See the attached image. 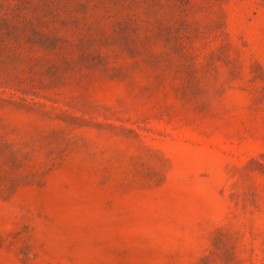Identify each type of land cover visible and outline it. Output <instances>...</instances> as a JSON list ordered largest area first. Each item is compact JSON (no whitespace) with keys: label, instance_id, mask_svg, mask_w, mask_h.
<instances>
[{"label":"rangeland","instance_id":"374dc122","mask_svg":"<svg viewBox=\"0 0 264 264\" xmlns=\"http://www.w3.org/2000/svg\"><path fill=\"white\" fill-rule=\"evenodd\" d=\"M0 264H264V0H0Z\"/></svg>","mask_w":264,"mask_h":264}]
</instances>
